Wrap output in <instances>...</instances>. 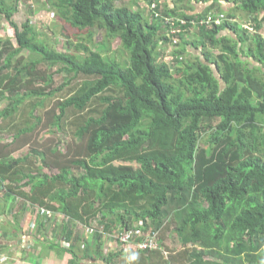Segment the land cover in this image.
I'll return each mask as SVG.
<instances>
[{
	"label": "trees",
	"instance_id": "obj_1",
	"mask_svg": "<svg viewBox=\"0 0 264 264\" xmlns=\"http://www.w3.org/2000/svg\"><path fill=\"white\" fill-rule=\"evenodd\" d=\"M126 2H50L58 20L86 32L60 31L78 41L61 52L29 19L18 25L17 1L0 0L16 39L0 28V96L9 101L0 130L39 99L30 103L37 122L0 141V196L31 205L40 227L62 221L69 264L88 245L85 231L107 263L120 252L103 254L106 238L135 247L137 264H264V0ZM96 33L107 48L89 47ZM115 39L122 60L109 52ZM56 74L64 82L54 88ZM63 129L73 137L61 147L51 134ZM127 154L134 168L116 165ZM169 228L172 247L162 241Z\"/></svg>",
	"mask_w": 264,
	"mask_h": 264
},
{
	"label": "rangeland",
	"instance_id": "obj_2",
	"mask_svg": "<svg viewBox=\"0 0 264 264\" xmlns=\"http://www.w3.org/2000/svg\"><path fill=\"white\" fill-rule=\"evenodd\" d=\"M15 1L18 2L17 5V11L13 17V19L18 23L19 26L22 25V23H24L27 19H29L31 21V24L35 27V30L37 32V36L39 38L40 42H44L47 44H50L51 46L55 47L58 51L61 52H69V51H74L75 50V46L76 44L74 42H78L76 39L74 38H67L64 37V34L62 33L65 29H67L68 32H70L71 34H74V32H79L81 33V31H77V30H72L68 23L64 22L63 20H58L57 15L55 14V10L50 8V5L52 1L55 0H46L47 3H45V0H6V2L10 5V4H15ZM126 4L129 5L131 8H135V7H143L144 4H147L146 0H126ZM137 2V3H136ZM118 5H120L118 3ZM33 9V13H30V10ZM242 12V11H241ZM240 12V13H241ZM1 18V16H0ZM241 26H249L246 24V22H241ZM0 28H2L3 30L6 28V33L10 34V37H12V35H14V30L12 29L11 25L9 23H6L5 21L1 22L0 21ZM63 30V31H62ZM62 31V32H60ZM0 33L4 34V31H0ZM7 34H4L5 36ZM86 32H82L81 36H85ZM8 36V35H7ZM194 37V36H192ZM14 39V38H13ZM103 36L101 34H95L94 35V41L89 42V47L91 49H96V50H101V45H103V48H107L108 46L105 45V42H103ZM14 43H16V39H14ZM121 51L123 50V47L121 45V41L120 39H115L113 41L110 42V50L109 52H114L111 55L116 56V58L118 60H122L125 57L122 56L123 53H121ZM164 58L169 61L170 63H172L171 57L169 55H167V52L163 55ZM24 58L29 59L32 57V54H30L28 51L24 52L23 55ZM189 60L194 61L195 59L191 56L188 57ZM174 61V59H173ZM173 64V63H172ZM171 64V65H172ZM174 65V64H173ZM58 68H60V66L54 67L51 72L56 73L58 71ZM87 77H83L81 76L80 79H85ZM64 82V78L62 74H56L55 75V81L53 83V87H59L63 84ZM49 91V90H47ZM59 95V94H57ZM63 96L62 95H59ZM38 97H32L31 99H28L24 102L23 105H21V107L19 108L18 112L13 116L15 117L14 121L12 122L13 124H15L14 126L11 125L10 122H7V120L5 121V126L0 130V133L3 137L0 136V141L4 140V137L7 136L8 134H12L14 130H12L11 128L13 127H20V126H30L32 124H35L37 122V120L34 118L35 116V112H34V116L33 114H31V106L30 103L31 102H36L38 101ZM8 97L7 95L5 96H0V109L6 107L8 105ZM97 101H94L93 104H96ZM38 111H36V114L39 115V108L37 109ZM4 121V120H3ZM121 122V120H120ZM1 123V120H0ZM10 126V127H8ZM40 128V125L35 129L38 130ZM10 129V130H9ZM8 130L10 132H8ZM48 129H44L41 128L40 129V133H39V138L41 140H43L42 138L48 136ZM51 136L58 141L57 144L60 145L61 147H63V145L65 144L66 140H69L73 137L71 132H68L66 129H63V133L62 134H58L57 130L51 134ZM63 139V140H61ZM135 158V157H134ZM133 158H129L128 154L123 156V157H119L118 161L116 162V165L120 166L123 165L124 167L128 168L130 166L133 167ZM10 204V202H8ZM15 210H18L15 209ZM136 224L133 226L135 227ZM52 230L54 232L53 227H56L57 232L62 231V228L59 227L57 224L54 226L52 224ZM85 225H80V227L78 226H74L75 230L77 231H82V229H84ZM49 232H51V228L48 229ZM95 235V234H94ZM93 232H88L85 231V237L84 240L88 241V243L92 242V236ZM65 236V235H64ZM115 236L117 235V232L115 233ZM44 238V237H43ZM52 239H54L52 237ZM177 235L173 232L172 228H169L167 230V232L165 233V236L163 238V245L166 244V246L168 247H172L174 243H177ZM55 243H63L62 237H58L57 239L54 240ZM105 242H107L106 244L110 243L109 239L106 238ZM84 243H79V245H83ZM64 245H68L67 242L64 241ZM71 245V244H70ZM44 245H43V249L41 250V259L46 258L47 259V253L44 250ZM35 251V249H34ZM35 253H37L35 251ZM208 259H212V257H207Z\"/></svg>",
	"mask_w": 264,
	"mask_h": 264
},
{
	"label": "crops",
	"instance_id": "obj_3",
	"mask_svg": "<svg viewBox=\"0 0 264 264\" xmlns=\"http://www.w3.org/2000/svg\"><path fill=\"white\" fill-rule=\"evenodd\" d=\"M241 11H236L237 19L244 16ZM239 21L240 23L248 22V19H239ZM0 38L4 40L5 35L0 33ZM253 64L258 65L254 61ZM27 205L30 204L27 203ZM17 208L18 210H15ZM32 209L31 205L24 208L23 201L19 198L15 200L0 196V264H69L73 256L69 247L64 246V241L67 239L63 235V231L57 232L56 227H53V232L51 227L52 224L55 226L57 223L61 227L62 221L61 224L53 220L45 221V226L40 227ZM49 228H51V232L48 231ZM58 237H62L63 243H59V246H57L58 244L53 245L55 238ZM106 243L104 242L102 246L103 254L120 252L117 257L110 259L109 263L105 261L106 259L95 258V248L91 242L86 246L83 244L75 248L78 259L71 264H115L117 259H127V264H137V262H132L137 259L135 253L131 252L135 250V247L129 245L128 249L124 250L117 245L118 243ZM43 245L47 259H41ZM85 247L90 249L87 255L85 254L86 251L83 250ZM154 256L157 257L158 254H154Z\"/></svg>",
	"mask_w": 264,
	"mask_h": 264
},
{
	"label": "built area",
	"instance_id": "obj_4",
	"mask_svg": "<svg viewBox=\"0 0 264 264\" xmlns=\"http://www.w3.org/2000/svg\"><path fill=\"white\" fill-rule=\"evenodd\" d=\"M224 19H225V16L224 15H221L218 18L215 19V22L217 24H221ZM213 21H214L213 19H209V20H206L205 22H207V23H213ZM246 27L249 28V26H246ZM42 213H47L48 216H52V213L50 211L45 210V209H42ZM127 237L128 236H125V238H127ZM142 247H146V245L145 244H142Z\"/></svg>",
	"mask_w": 264,
	"mask_h": 264
}]
</instances>
